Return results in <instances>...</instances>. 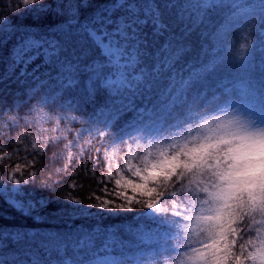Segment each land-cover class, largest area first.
<instances>
[{
	"label": "snow or ice",
	"instance_id": "obj_1",
	"mask_svg": "<svg viewBox=\"0 0 264 264\" xmlns=\"http://www.w3.org/2000/svg\"><path fill=\"white\" fill-rule=\"evenodd\" d=\"M23 4L37 18L51 16L60 22L33 27L0 20V84L29 86L19 105L15 99L19 91L0 89V120L15 111L10 120L26 121L39 109L53 106L59 113H76L67 118L60 115L56 122L87 124L70 133V146L75 149L85 137L100 141L92 150L96 164L82 167L94 173L104 159L106 176L120 169L113 167L105 148L130 139L136 143L133 130L142 129L139 139L152 151L134 158L128 155L123 161L140 182L121 176L115 185L149 199L172 189L170 197L165 195L156 204L147 202L146 207L157 216L195 222L192 230L205 239L192 247L187 264H264V188L258 174L250 189L245 186L249 155L264 151V126L253 131L224 124L210 130L212 134L195 146L181 147L172 146L171 141L184 127L179 122L168 124L177 118L178 109H192L204 98L207 76L225 61L236 34H247L254 43L258 38L264 54V0H196L194 4L190 0H23ZM222 11L226 15H218ZM193 31L199 32L202 42L199 52L185 64L183 57L192 51L186 41ZM195 84L203 90L189 95ZM98 101L102 102L84 119L85 106ZM24 108L27 111L20 115ZM129 113V119L119 123ZM193 123L184 120V125ZM105 138L111 145H105ZM86 152L88 148L71 159L81 163ZM15 171L20 172V167ZM60 171L67 172L68 167ZM185 174L207 177L197 182L204 198L198 210L193 209L195 215L180 209L176 201L174 181H182ZM35 177L34 172L29 179L9 174L11 186L0 181V199L21 216L41 222L47 219L41 211L51 201L37 195V187L49 192L53 188L46 182L36 186ZM69 186L75 189L77 185L73 181ZM120 197L124 202L97 196L98 203L86 205L65 197V206L56 217L62 225L58 229L0 226V264H161L156 256L145 254L151 250L157 256L171 257L175 236L168 232L161 239L144 226H125L123 231L131 236L125 239L118 226H103L109 215L130 212L134 203H140L135 195L121 192ZM168 199L174 212L163 206ZM226 208L230 211L225 212ZM160 222L175 226L170 220ZM249 224L258 225L261 234L238 249Z\"/></svg>",
	"mask_w": 264,
	"mask_h": 264
},
{
	"label": "trees",
	"instance_id": "obj_2",
	"mask_svg": "<svg viewBox=\"0 0 264 264\" xmlns=\"http://www.w3.org/2000/svg\"><path fill=\"white\" fill-rule=\"evenodd\" d=\"M190 2L192 3V0ZM27 7L23 4V0H0V20L6 19L12 25L33 27L37 25L45 27L60 22V18L51 16L37 18L33 13L26 11ZM218 15H226V11H222ZM201 42L202 37L198 31H193L189 35L186 43L191 45L192 51L183 57L185 64L199 52ZM250 54L254 55H249L248 59L243 62V60H232L231 55L235 54L226 53L225 61L207 76V92L204 98L197 101V104L192 109L187 107L178 109L177 118L168 122L169 126L179 122L184 127V131L180 132L177 138L185 141V144L189 146H195L197 142H202L207 134L205 135L200 131L207 128L217 129L221 126L217 119L223 116L230 106H247L250 110L260 113L259 115L264 114V54L257 55L255 49L251 50ZM227 57H230V61H228ZM27 87L29 86L21 87L16 84H0V89H5L6 92L17 93L19 91L21 93V95L15 97L17 105L26 97ZM202 90L199 84H195L189 89V95ZM101 102L98 101L97 105H86L81 113L84 119H87ZM207 102L214 105L215 110V105L220 107V110L217 109V114L216 111L209 114L215 117V121L206 119L209 116L208 114L204 117L206 120H203L204 118L202 119L203 121L198 119L199 114H203L201 110ZM41 110L43 113L44 111L46 112V121L38 118ZM26 111V108L21 109L20 115H23ZM15 115L16 112L12 111L0 120V180L9 181V174L16 175L17 178L29 179L30 174L34 172L36 173V186L46 182L52 186L53 191H41L37 187V195L44 196L51 201L44 209L47 219L41 222H34L31 217L21 216L19 212L9 208L0 199V226L28 229H58L62 225L58 223L56 217L59 215V209L65 206V197L72 196L80 199L85 205L98 203L95 199L97 196L101 199H111L115 203H122L124 201L120 197V193L125 192L129 197L135 195L140 203H134L130 212L121 211L109 215L103 221L104 227L118 226L120 228L119 234L125 239L131 238L130 234L123 231L125 226H130L133 229L139 226H144L145 229L156 228L158 232H169L172 230L169 225L160 222L168 219L169 215L157 216L153 219L144 217L148 209L146 203H154L165 195L170 197L171 188L167 192L161 193V197L149 199L133 193L131 189L120 188L115 185L117 175L115 171L110 176L105 175L104 159H100L99 164L94 169V173H87L84 170L82 164L86 165L87 168H92L96 164V161L92 158V150L100 146V141H97L94 137H85L84 140L78 142L75 149L69 150V142L73 140V136L70 133L86 128L87 124L81 121L73 126L67 121L64 123L56 122V118L60 115L67 118L68 116H75L76 113H59L53 106L52 108L39 109L31 116L26 117V121L16 122L9 120L4 122L6 117L10 118ZM130 116L131 113L125 115L120 122L123 123L124 119ZM185 119H191L194 123L191 126L184 125ZM13 123H18V126H12ZM200 125H206V127H200ZM58 138H60L59 142H57ZM179 145L184 146L180 142ZM85 148H88V152L84 153L83 162L77 163L76 160L71 159L77 152H83ZM38 149L41 151H37ZM120 152L118 161L122 164L124 149ZM17 166L20 167V172L15 171ZM65 167H68L67 172L60 171ZM72 172H75L76 175H71L70 173ZM189 176L191 181H193L192 174H185V178L182 181H174V187L178 193L176 198L181 203L186 202L188 205L190 203L187 201L196 194L194 186H191L190 183V186L188 185ZM73 181L77 185L75 189L69 186ZM101 181H106V183H101ZM136 181L140 182L138 178H136ZM125 206L127 207V205ZM76 223H80V221H76ZM250 226L248 225L247 228H244V232H242L241 238L238 240V249L246 243L247 239H251L254 236L255 231L250 230ZM238 227L243 228L244 226L238 225ZM245 233L251 234L245 235Z\"/></svg>",
	"mask_w": 264,
	"mask_h": 264
},
{
	"label": "rangeland",
	"instance_id": "obj_3",
	"mask_svg": "<svg viewBox=\"0 0 264 264\" xmlns=\"http://www.w3.org/2000/svg\"><path fill=\"white\" fill-rule=\"evenodd\" d=\"M196 2V0H192V3L194 4ZM244 3H255L256 0H243ZM248 42V44H247ZM255 49L256 54H260L263 55L260 52V47H259V43H258V38L256 39V42H253L252 37L248 36L247 34L244 33H239L236 34V38L233 41L232 46L228 49V52L231 54H235V55H231L232 60H238L236 53L239 50L240 55L243 56V62L245 60L248 59L249 55H254V54H250L251 50ZM228 61H230V57H227ZM216 106V110L214 108V105H212L210 102H207L204 107L202 108V113L199 114V120L203 121L206 119H210V120H214L215 121V117H213L212 115H209L211 113H215L216 114L218 112L217 109L220 110L219 105H215ZM45 113V115H44ZM41 110V112L39 113L38 118L41 119L42 121H46L47 120V115L46 112ZM209 115L206 119L204 117H206L205 115ZM260 113H258L257 111L254 110H250L247 106H242V107H233L230 106L228 108V110L226 111V113L219 117V119H217V122L220 123V125H224V124H235L237 126H241V127H245L248 128L250 130L255 131L257 128L264 126V114L259 115ZM38 115V113H37ZM204 118V119H203ZM128 118L124 119L128 120ZM203 119V120H202ZM10 120L9 117H6V119L4 120V122H8ZM122 124V122H119ZM176 123L172 124L175 125ZM115 130V129H114ZM216 130V129H212V128H207L206 130L200 131L203 134H207L211 135L212 131ZM135 136L134 138H137V142L133 143L132 140H128L125 144L123 145H115V146H111V147H106V151L108 153V156L113 160V167L114 168H119L120 171L117 172L115 171L116 175H117V179L121 178V176H123V179L127 180V179H132L134 182L136 181V177H134L132 175V173L127 171V166L123 165L119 163L118 161V156L120 155V151L122 149H124V157H123V161L127 158L128 155L132 156L133 158L136 156H139L141 153H145L148 154L152 151V148L150 145H146L143 139H139V137H141L143 135V130L142 129H134L133 130ZM173 132H175V129H173ZM180 144H184L185 145V141H182L181 139L177 138V135H174L172 138V146H180ZM105 145H111V141L106 138L104 141ZM182 147V146H181ZM69 150L72 149L71 146L68 145ZM167 150V149H165ZM248 162H249V167L247 169V178H246V185L249 189L251 188V185L255 182L256 176L257 174L259 175V179H260V183H261V187L264 188V151H261L259 154L257 155H249L248 157ZM133 165L136 166L137 165V161L135 159H133L132 161ZM193 181H191V186H194V189L196 190V194L193 198H191L189 201L190 205H188L186 202L181 203L179 199L176 198L177 204L179 205L180 209L182 210H186L187 214L189 215H195V212L193 211V209H197L200 206V201L204 198L202 194H200L198 192V184L197 182H204L207 180V177H204L203 180L201 178V176L199 174H195L192 175ZM3 181L5 186H11L10 181H4V180H0ZM189 185V182H188ZM190 186V185H189ZM124 188L126 189H130L127 188V186H125ZM169 201H165L163 203V206L167 207L169 210V213L174 212L176 209L170 207L171 205V199H168ZM158 201V200H157ZM154 202V204L157 203ZM45 210L43 209L41 211V215L45 216ZM230 211V209L226 208L225 212ZM184 213L182 212V215ZM166 216V215H165ZM144 217L146 219H153L155 217H157L156 214L152 213L151 210L147 209L146 213L144 214ZM166 220H170L173 221L174 223V227H171L172 230L168 232L169 236H175V239L172 241V246L175 249L174 251H172L171 253V257H169L168 254L162 255V256H157V253L155 250H151V251H146V255L148 256H156L158 260H160L161 264H187V256L191 253V249L192 247H196L199 246V242L202 241L203 239H205V237L203 235H201L200 233H198L197 231H193V227H194V221H184L181 220L177 217L171 216L169 215V218ZM168 225V224H167ZM251 225V224H249ZM170 226V225H169ZM252 226V229H251ZM249 227L250 230L255 231V234L253 237H251V239H257L259 237V235L261 234L260 231H257L256 229L259 228L258 225L253 226L251 225ZM140 227V226H139ZM150 232V234L152 235H156L158 237H160L161 239L164 237V234L166 231H162V232H158L156 230V228H151V229H146ZM185 249L187 251H185ZM160 251H163V247L161 246ZM177 252H179V255L177 254Z\"/></svg>",
	"mask_w": 264,
	"mask_h": 264
},
{
	"label": "clouds",
	"instance_id": "obj_4",
	"mask_svg": "<svg viewBox=\"0 0 264 264\" xmlns=\"http://www.w3.org/2000/svg\"><path fill=\"white\" fill-rule=\"evenodd\" d=\"M236 56H237V59H239V60H243V56L240 55L239 50L237 51Z\"/></svg>",
	"mask_w": 264,
	"mask_h": 264
}]
</instances>
